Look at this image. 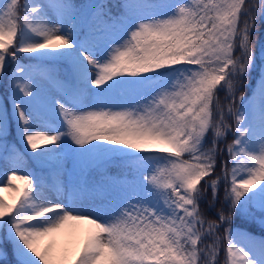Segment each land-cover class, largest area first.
Listing matches in <instances>:
<instances>
[{"label":"snow or ice","instance_id":"obj_1","mask_svg":"<svg viewBox=\"0 0 264 264\" xmlns=\"http://www.w3.org/2000/svg\"><path fill=\"white\" fill-rule=\"evenodd\" d=\"M6 75L0 264H264V0H0Z\"/></svg>","mask_w":264,"mask_h":264},{"label":"trees","instance_id":"obj_2","mask_svg":"<svg viewBox=\"0 0 264 264\" xmlns=\"http://www.w3.org/2000/svg\"><path fill=\"white\" fill-rule=\"evenodd\" d=\"M76 3H87V0H75ZM114 2V0H113ZM24 3V0H21V4L23 5ZM253 40L254 42H256V36L253 37ZM258 46V44H257ZM22 60H24V57L22 56L21 57ZM255 73H253V76L255 77ZM7 75L0 79V94L4 97L6 95V93L8 92L9 90V87H8V84H7ZM253 84H255V79H253ZM245 92H246V95L249 94V90L248 89H245ZM15 132V129H13V133ZM12 133V135L9 137V142L10 143H15L19 146H21L23 148V145L20 143V141L18 140V138L16 136H14ZM229 141H231L232 137L229 136ZM24 150V148H23ZM26 157H27V160H28V166H31V167H34L37 171H42V169H40L37 164L35 162L32 161L31 159V156L28 154V153H25ZM113 173L119 171L118 169H112ZM256 233L257 234H260V231L259 229H256ZM221 259H223V253H221Z\"/></svg>","mask_w":264,"mask_h":264},{"label":"rangeland","instance_id":"obj_3","mask_svg":"<svg viewBox=\"0 0 264 264\" xmlns=\"http://www.w3.org/2000/svg\"><path fill=\"white\" fill-rule=\"evenodd\" d=\"M87 2H91V0H87ZM8 85H9V82H8ZM9 88H10V85H9ZM0 97H3V96L0 95ZM9 107H10V105H9ZM13 135L16 136V137L18 138V140H19V136H18V133H17L16 130H15V132L13 133ZM19 141H20V140H19ZM13 144H15V143H13ZM15 146H16L17 148H19L21 151H24L23 148H22L21 146H19V145H17V144H15ZM27 168H28L29 170H34V171H36V169H34L33 167L28 166V160H27ZM6 169H8V165L5 163V160H4L3 158H0V177L3 176L4 171H5ZM8 170H10V169H8ZM36 172H38V171H36ZM38 173H39V172H38ZM20 174L23 175V174H26V173L21 172ZM129 179H130V177H129ZM0 182H2V181H0ZM256 234H257V233H256ZM257 235H259V234H257Z\"/></svg>","mask_w":264,"mask_h":264}]
</instances>
